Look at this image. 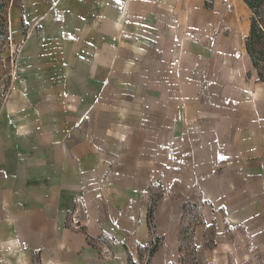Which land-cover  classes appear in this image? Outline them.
Returning a JSON list of instances; mask_svg holds the SVG:
<instances>
[{"label": "crops", "instance_id": "obj_1", "mask_svg": "<svg viewBox=\"0 0 264 264\" xmlns=\"http://www.w3.org/2000/svg\"><path fill=\"white\" fill-rule=\"evenodd\" d=\"M206 1L10 9L12 39L30 31L0 99V264H130L127 248L156 236L151 264H173L187 204L215 223L217 250L242 230L264 254V79L249 20ZM79 198L84 231L67 224ZM104 236L109 259L89 244Z\"/></svg>", "mask_w": 264, "mask_h": 264}, {"label": "rangeland", "instance_id": "obj_2", "mask_svg": "<svg viewBox=\"0 0 264 264\" xmlns=\"http://www.w3.org/2000/svg\"><path fill=\"white\" fill-rule=\"evenodd\" d=\"M21 0H0V29L4 24L3 34H0V53H5V57L12 52V45L16 41L12 39L9 17H11L10 9L15 5H20ZM214 0H207L205 4L212 6ZM238 13H235L236 19H240L244 22L251 23V18L256 16L264 27V5L260 9L259 14H255L245 0H229ZM221 1L218 0V5H221ZM242 7L244 10H242ZM238 14V15H237ZM220 27H214L217 30ZM223 29V28H222ZM30 31V25L23 21L22 33ZM11 42V43H10ZM15 45V44H14ZM264 46V43H262ZM152 205L160 198L164 193V189L160 186H156L153 189ZM203 209L200 205L187 204L181 222V233L179 235L177 256L173 264H217L222 262L223 264H264V254L259 250L253 239L246 236L241 231H235L231 238H222L224 242H231L232 247L227 250L219 251L215 246L219 241L214 232H216L215 223L205 220ZM205 225L204 234L202 236V245L196 242L197 228ZM231 230V229H230ZM160 237H153V240L149 244L141 245L134 243L129 246V263L134 264H151L152 257L150 252L154 245H158V248L163 243V239ZM217 262L214 263L213 260ZM150 261V262H149ZM218 262V263H219Z\"/></svg>", "mask_w": 264, "mask_h": 264}, {"label": "built area", "instance_id": "obj_3", "mask_svg": "<svg viewBox=\"0 0 264 264\" xmlns=\"http://www.w3.org/2000/svg\"><path fill=\"white\" fill-rule=\"evenodd\" d=\"M28 37V32H23L19 41L12 45V52L5 57L0 53V99L5 103L11 96L16 77V68L19 54ZM11 43V42H10ZM87 213L86 201L83 198L77 199L74 208L68 215L67 224L69 227L84 231L86 227L85 215ZM117 240L110 236H104L97 239L89 238V244L96 245L100 249L101 255L109 259L113 255V246Z\"/></svg>", "mask_w": 264, "mask_h": 264}, {"label": "trees", "instance_id": "obj_4", "mask_svg": "<svg viewBox=\"0 0 264 264\" xmlns=\"http://www.w3.org/2000/svg\"><path fill=\"white\" fill-rule=\"evenodd\" d=\"M245 2L249 5V7L255 14H259L260 9L264 5V0H245ZM4 24L5 23L2 24L3 26L0 29V34L6 32L4 31V29H2L4 27ZM245 43L246 49L255 67H257L258 69L260 77L264 79V46L262 45V43H264V27L256 16H253L251 18L250 33L246 36ZM153 213L154 207H151L148 212L150 221H152ZM157 249L158 245H154L150 252V255L153 256Z\"/></svg>", "mask_w": 264, "mask_h": 264}]
</instances>
